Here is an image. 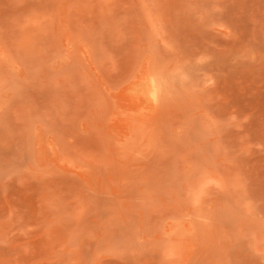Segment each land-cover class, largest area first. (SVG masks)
<instances>
[{
  "label": "rangeland",
  "instance_id": "obj_1",
  "mask_svg": "<svg viewBox=\"0 0 264 264\" xmlns=\"http://www.w3.org/2000/svg\"><path fill=\"white\" fill-rule=\"evenodd\" d=\"M0 264H264V0H0Z\"/></svg>",
  "mask_w": 264,
  "mask_h": 264
}]
</instances>
